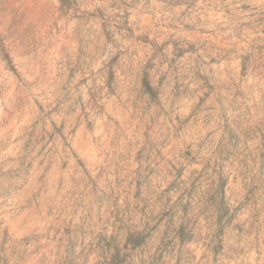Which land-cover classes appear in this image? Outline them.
I'll list each match as a JSON object with an SVG mask.
<instances>
[{"label":"rangeland","instance_id":"rangeland-1","mask_svg":"<svg viewBox=\"0 0 264 264\" xmlns=\"http://www.w3.org/2000/svg\"><path fill=\"white\" fill-rule=\"evenodd\" d=\"M0 264H264V0H0Z\"/></svg>","mask_w":264,"mask_h":264},{"label":"trees","instance_id":"trees-1","mask_svg":"<svg viewBox=\"0 0 264 264\" xmlns=\"http://www.w3.org/2000/svg\"><path fill=\"white\" fill-rule=\"evenodd\" d=\"M143 84H144V87H145L146 91L152 94L153 90L151 88V85L149 83V80H148V77L147 76H144V78H143Z\"/></svg>","mask_w":264,"mask_h":264}]
</instances>
